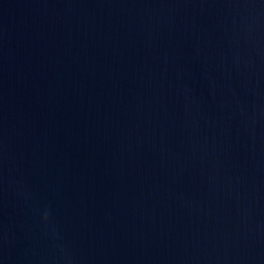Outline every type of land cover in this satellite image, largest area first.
Listing matches in <instances>:
<instances>
[{"label": "water", "instance_id": "water-1", "mask_svg": "<svg viewBox=\"0 0 264 264\" xmlns=\"http://www.w3.org/2000/svg\"><path fill=\"white\" fill-rule=\"evenodd\" d=\"M0 264H264V0H0Z\"/></svg>", "mask_w": 264, "mask_h": 264}]
</instances>
